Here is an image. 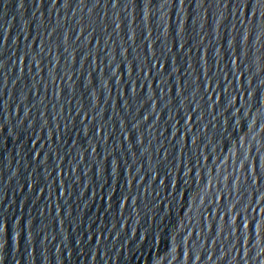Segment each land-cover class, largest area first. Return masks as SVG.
<instances>
[{
  "label": "water",
  "instance_id": "water-1",
  "mask_svg": "<svg viewBox=\"0 0 264 264\" xmlns=\"http://www.w3.org/2000/svg\"><path fill=\"white\" fill-rule=\"evenodd\" d=\"M264 104V0H0V264H192Z\"/></svg>",
  "mask_w": 264,
  "mask_h": 264
}]
</instances>
